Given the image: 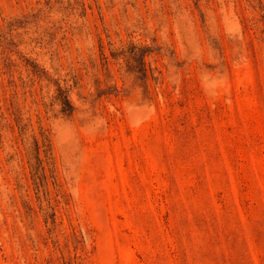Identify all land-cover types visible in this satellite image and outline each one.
<instances>
[{
	"label": "rangeland",
	"instance_id": "obj_1",
	"mask_svg": "<svg viewBox=\"0 0 264 264\" xmlns=\"http://www.w3.org/2000/svg\"><path fill=\"white\" fill-rule=\"evenodd\" d=\"M0 264H264V0H0Z\"/></svg>",
	"mask_w": 264,
	"mask_h": 264
},
{
	"label": "trees",
	"instance_id": "obj_2",
	"mask_svg": "<svg viewBox=\"0 0 264 264\" xmlns=\"http://www.w3.org/2000/svg\"><path fill=\"white\" fill-rule=\"evenodd\" d=\"M57 99L61 102L62 105V112H67L69 110H73V107L65 93L64 90L59 89L58 90V96Z\"/></svg>",
	"mask_w": 264,
	"mask_h": 264
}]
</instances>
